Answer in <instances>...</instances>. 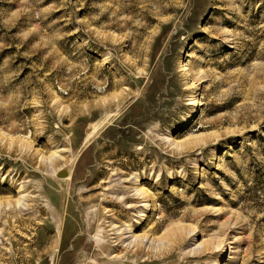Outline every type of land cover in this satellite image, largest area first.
<instances>
[{
	"label": "rangeland",
	"instance_id": "rangeland-1",
	"mask_svg": "<svg viewBox=\"0 0 264 264\" xmlns=\"http://www.w3.org/2000/svg\"><path fill=\"white\" fill-rule=\"evenodd\" d=\"M0 264H264V0H0Z\"/></svg>",
	"mask_w": 264,
	"mask_h": 264
},
{
	"label": "bare ground",
	"instance_id": "bare-ground-1",
	"mask_svg": "<svg viewBox=\"0 0 264 264\" xmlns=\"http://www.w3.org/2000/svg\"><path fill=\"white\" fill-rule=\"evenodd\" d=\"M51 157H52V156H51ZM51 157H49L48 159H50ZM191 230H193V228H192ZM132 238L135 240V237H132ZM152 241H153V240H152ZM138 242H140V243L142 244V243L144 242V239L141 238L140 241L137 240L136 245L134 244V245L136 246V248H137V249H136V252H138L139 249H140L139 246H138ZM158 242H159V241H158Z\"/></svg>",
	"mask_w": 264,
	"mask_h": 264
}]
</instances>
